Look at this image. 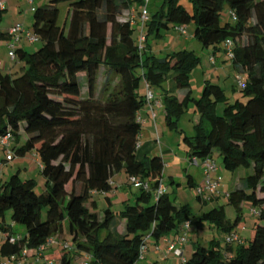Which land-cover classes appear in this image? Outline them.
I'll return each instance as SVG.
<instances>
[{"label": "trees", "instance_id": "16d2710c", "mask_svg": "<svg viewBox=\"0 0 264 264\" xmlns=\"http://www.w3.org/2000/svg\"><path fill=\"white\" fill-rule=\"evenodd\" d=\"M189 1L192 11L180 0H165L162 9L149 16L143 49L134 40L138 20L132 25L125 14L135 3L145 7V0H51L34 9L32 33L42 47L35 53L15 49L16 60L22 64L19 74L0 69V136L10 135V147H3L14 154L12 159L31 152L38 156L45 190L38 192L37 181H22L18 172L0 187V233L6 235L0 242L2 257L9 260L24 250L36 251L63 233L68 223L71 243L76 252L90 255L88 264H144L146 257L139 261L144 237L160 240L179 232L188 221L193 224L188 206L176 205L168 192L163 158H137L142 134L138 117L148 105L141 90L146 87L147 92L149 85L153 92L163 91L165 121L171 130H178V121L191 103L201 115L194 136L184 139L192 166L194 158L202 164L217 153L227 171H254L226 195L237 212L234 223L227 220L223 206L204 212L197 220L209 221L230 235L244 224L243 205L250 204L257 211V221L248 242L227 243L225 248L219 241L199 245L182 264H264V0ZM62 4L67 7L63 24ZM225 8L232 22L222 24ZM6 10L0 9L1 36ZM191 24L194 38L215 55L222 52L227 58L225 44L233 42V58L227 59L244 85L237 83L235 88L243 96L234 104L221 86L209 81L200 99L192 96L191 71L201 62L194 51L163 57L152 52L150 39L162 40L172 28ZM102 67L118 78L112 88V77H107L105 101L95 96ZM170 74L177 89L187 91L182 99L165 89ZM82 81L88 86L87 98L82 97ZM220 104L226 106L221 116ZM9 154L5 162L10 161ZM121 171L128 178L148 182L150 189H138L135 202L118 213L126 228L123 235H117L111 232L117 214L107 207L101 219L91 208L96 196L113 190L112 179ZM160 184L167 191L156 196ZM199 199L210 202L213 198ZM9 210L13 223L25 228L24 235H15L6 225ZM101 229L109 232L104 240L99 237ZM67 259L63 258L64 264Z\"/></svg>", "mask_w": 264, "mask_h": 264}, {"label": "crops", "instance_id": "0c3cea01", "mask_svg": "<svg viewBox=\"0 0 264 264\" xmlns=\"http://www.w3.org/2000/svg\"><path fill=\"white\" fill-rule=\"evenodd\" d=\"M47 1H51V0H16V1H14V0H0V3H4L6 5V7L8 5L9 11H12V14L9 15L7 20L4 21L5 16H3L2 23H1V31H2L4 36L0 35V69L3 72L8 73V74H16V73H19L21 71V68H22V64L18 60L12 61L10 58V51H11L10 44L13 43V40H14L9 34L10 30L14 26L21 24V25H23L25 32L32 33L33 29L28 27V23L30 25V22H28L29 21L28 20V14H30V11L33 12L34 9H36L37 7H41L39 5H42V4L46 3ZM21 9L23 10V12L24 11L26 12V10L29 11V13H27V16H26V13H24V15L22 14V16H21V14H20V12L22 11ZM128 12H132L136 16L137 20H138L140 14L142 13L140 11V9L138 10V8L135 6L133 8H131V10ZM139 12H141V13L139 14ZM3 22H4V24H3ZM138 23H139V20H138ZM191 25H193V24H191ZM189 28H190V25L186 26V32H187L186 36H189V39H184L181 42L179 40H177V41H175V44H176L175 46L178 45L180 47H187L190 44V45H194V47H195L194 49H198V45H196V43H194V41L192 42V40H191V38L195 39L194 38L195 28L192 31V34L191 33L189 34ZM168 34H169V32L166 33V35L163 39H166V36H168ZM178 34H179V32H178ZM20 37H21L20 40L15 44V49H17V50L23 49V50L30 53L31 47H33V45L36 43H34V44L30 43L25 34H22ZM152 47H153V44H152ZM165 49H168V48H165ZM207 50H210L211 58H212V56L215 55L213 50L212 49H207ZM192 51H194V50H192ZM152 52L155 55H157L158 57H163L164 50H161L158 52L154 48H152ZM219 54L220 55L222 54V56H223L222 58H225L224 53L218 52L215 55L216 59H217ZM211 58H210V62H211ZM215 65L218 66L219 64H217V62H216ZM211 66H212V63H211ZM223 70H224V66L219 65L214 72L216 74H214V73L212 75H210L208 73L204 74V76L206 78L205 83L207 81L213 83V80H217L214 83L220 81L222 78L221 72ZM170 81H173L174 84L171 85V83L169 82V78H168L167 83L165 84V89L167 90V93L169 95H178L179 98L182 99L183 96L186 95L187 91L177 89V86L174 82V74L171 76ZM204 86H205V84H204ZM162 92L163 91H161L160 89H158L154 92L156 102L153 103L152 108H153L154 113L156 114L155 118H153V116H152V111H151L150 105H145V107L140 112L139 117H141V119L143 120V124H142V134H141V138H140L141 147L137 153V158L139 161H144L147 157H151L153 155L161 156L163 158L165 166L167 167L164 171V182H165V184L167 186L174 185L175 187H182L188 191L189 190L192 191L194 189L196 192V188L198 186L202 185L204 182L203 166L201 164H200V166H192L190 164V158L188 157L187 152H181V153L177 152L174 149V145L167 144L166 141L164 143L162 142V139L164 140L165 137L166 138L169 137L167 135V127H166V121H165L166 114H165L164 106H163L164 96H163ZM141 93L145 96L146 87L142 88ZM192 94H193V91H192ZM218 108H219V106H218ZM217 112H218V109H217ZM195 121H196L195 124L198 125L201 120L197 119ZM186 137H192V136H188V134H187ZM173 138H171V140ZM176 140L178 141V138ZM179 145H177V147ZM178 149H180V148H178ZM21 158L22 159L20 161L22 163H24L25 156L21 157ZM215 164H216L217 170L211 174V177L213 180L220 179V181H221V179L224 177V172L221 171V168L218 166L217 163H215ZM171 168H176L179 172H182V173L170 174L169 182H167V179H166V172L167 171L166 170H168V169L171 170ZM24 169L27 170V167H25ZM19 170L21 171L22 168H19ZM171 173H174V172H171ZM171 179H173V181H171ZM242 179L240 180V182H238V180H236V183L240 184ZM128 180H129V178L125 174L124 171H121L120 173L116 174L112 179V183L114 186L113 190L110 193H108V195L96 196L95 199L93 200V201H95L94 207H93V209L91 208L92 212L98 213L99 217L101 219H103V214L99 213V203L97 200H98V198H101V197H104L106 199V201L108 203V207L113 212L117 211V212H115L117 214V216H116L114 225L112 226V229H111V232H114L117 235H123L125 233V228H126L124 222L119 218L118 213L124 208V206L126 204H133L137 198V195H138V189L132 187L129 184ZM220 185H221V183L219 184L218 189L219 188L223 189V186H220ZM169 190L170 189H168V192H169ZM179 193H180V190L176 189L174 192V196L172 195L171 198L173 200L179 198L180 197ZM229 193L230 192H227V194H229ZM221 195L222 194H220V192H217L214 196L211 197L213 199H212V201H210V203H214V204L220 203L221 198H222ZM106 196H108L109 199L106 198ZM188 198H190V193H189ZM197 198L199 199V197H197ZM199 200L201 201L203 206H207V204H210V203H208L209 201L204 202V200H201V199H199ZM91 203L92 202H90L88 204V207H91V205H92ZM175 203H176V201H175ZM176 205H178V204H176ZM182 206H187V205H182ZM5 223H6V221H5ZM197 223H198V230H194L191 228L190 235L188 236L189 243L184 247L185 259H189L193 255V253L195 252V250L197 249V247L199 245H207V243H209V242H206L204 244V242H203L201 244V238L199 237V232H201L202 230H206V229L212 230V228L214 226L209 221H203V222H197ZM192 226H193V224H192ZM240 227H244V224L241 225ZM66 229H69V227L66 228L64 225L63 233L54 236V238H56L58 241H67L66 240ZM69 232H70V230H69ZM179 235H180V231L179 232H172L171 234H169L168 236H166L160 240L154 239V241L151 242L152 244L149 246V250H148V253L146 254V260H145L144 264H178L179 263L178 258L175 257L173 254L167 255L165 250L168 247L169 243L172 242L173 240H175ZM248 237H249L248 238V240H249L250 235ZM248 240H242V238H241L242 243H246V242H248ZM149 241H150V239H149ZM64 257L68 258L67 262H66L67 264H83L85 262L90 261V255H88L84 252L79 253L76 251L75 252L71 251L68 253V251H64L62 249V247H60L58 245H53L51 247H48L47 250L44 252V255L42 256V261L44 263H47V264H64V260H63ZM6 260H7L6 257H2L0 255V264L5 263ZM27 262H29V264H38L36 261V258L34 256L29 257L27 259ZM11 264H13V263H11Z\"/></svg>", "mask_w": 264, "mask_h": 264}, {"label": "rangeland", "instance_id": "374dc122", "mask_svg": "<svg viewBox=\"0 0 264 264\" xmlns=\"http://www.w3.org/2000/svg\"><path fill=\"white\" fill-rule=\"evenodd\" d=\"M16 1V0H14ZM50 1H47L46 3L39 5V6H43L47 3H49ZM165 3V0H150L148 5H147V14L149 16H152L153 14H156L157 12H159L163 5ZM180 3L189 11H192V3L189 0H180ZM65 4L61 5V24H63L65 22V17H66V11H67V7H65ZM135 7L138 8V10L140 9V11L143 13L144 12V6L140 7L138 6V3H135L134 5ZM6 10L3 14V16H5L4 21L8 19L9 15L12 14V11H9V6L7 5ZM22 10V9H21ZM140 12V13H141ZM228 9L225 8V10L223 11L222 15H221V23L225 24L227 22H232L231 18L229 17L228 14ZM24 13H29L28 10H26V12L23 10L20 12L21 16L22 14L24 15ZM33 12L30 11V14H28V22H30V25L28 23V27H30L31 29H33ZM126 14H125V18H126ZM4 24V22H3ZM138 27V23L136 25ZM136 28V27H135ZM176 29H173L169 31L168 36H166V39L163 40H151L150 39V43H153V48L156 51H161L164 50L163 56H165L166 54L169 53H173V52H178L180 50H194V52L200 57L201 62L199 65H197L192 71H191V90L193 91L192 96L196 99H200L203 91H204V84H205V76L204 74L208 73L210 75H212L216 68L219 65L224 66V70L221 72L222 73V78L220 81L214 83L217 80H213L214 84H219V86H221L223 88V90H225V94L229 99V102L231 104H234L236 102L237 99H240L243 94L238 90L237 87V77H238V73L235 71L234 66L232 64V62L230 60H228L227 58H222V54L218 55L216 62L217 64H219L218 66L215 64H212L211 66V62H210V58H211V52L210 50L204 49L202 47V45L196 41L195 39L191 38L192 42L194 41V43H196V45H198V49H194V45H188L187 47H180V46H175V41L179 40L180 42L183 41L184 39H189V36H182L180 33L178 34V31H175ZM194 30V26L190 25L189 28V34H192V31ZM140 37V30L136 31L134 33V40L136 42H138ZM29 41V40H28ZM152 41V42H151ZM245 39L242 40V42H244ZM191 42V43H192ZM42 47V43L38 42L36 44L33 45V47H31L30 49V53H35L37 52L40 48ZM200 47V48H199ZM168 48V49H165ZM225 57V56H224ZM223 60V61H222ZM224 62V63H223ZM215 69V70H214ZM19 74V73H18ZM216 74V73H214ZM173 74H170L169 76V82L171 83V85H173V81H170V78ZM209 75V76H210ZM112 77V88L115 87V85L118 82V78L111 74L108 71V69H106L105 67H102L99 73V79H98V84H97V91H96V99H100L102 101H105L108 96L109 93L106 92L104 90V86H105V82L107 80V77ZM208 76V75H207ZM242 78L244 81H246V76L244 74H241ZM80 79H83V76L80 75ZM82 85H83V90H82V97L83 98H87L88 97V86L86 84V82L84 83V81H82ZM111 88V90H112ZM235 88V89H234ZM160 93V92H159ZM226 108L225 105L220 104L219 108H218V115L221 116L224 112V109ZM201 120V115L199 113L196 112V108L195 105L193 103H191L189 105V109L187 110V112H185V114H183L180 118V120L178 121V130L174 129L171 130L167 125V135L170 137H165L164 140L162 139V142L164 143L165 141L167 142V144H171L174 145V149L177 152H187V150L189 149L187 143L184 141L185 137L187 136H194V127H195V120ZM190 134V135H189ZM174 137V138H173ZM23 138L26 139V136L23 135ZM171 138H173L171 140ZM178 138V141L176 140ZM180 144V145H179ZM177 145H179L177 147ZM180 148V149H178ZM9 153L8 150H4L3 146H0V187L5 183L8 182L14 173L19 174L20 179L22 181H26V180H30V179H34L36 180L38 183V192L42 193L45 190V179L44 177L40 174L41 172V164H40V160L38 158V156L34 153L31 152L29 153L27 156H25V160L24 163H22L20 160L22 159L21 157H15L12 161L9 162H5V160L7 159V154ZM213 161L214 163H217L218 166L221 168V171L224 172V177L221 179L220 186H223V189H218V192H220V194H222V198L220 203L214 204V203H210L207 204V206H203L201 201L197 198V194L195 192V190L193 189L191 190H185L182 187H175L174 185L172 186H168L169 190V194L174 196V192L176 189L180 190V197L175 199L176 204L178 205H187L189 212H190V217L193 220V226L192 229L194 230H198V223L197 220L198 218L201 216V214H203L206 211H209L213 208H215L216 206L220 207L223 206L224 207V211H225V215L228 221H230L231 223H234V221L237 218V212L235 210L234 207H232L231 205L228 204V199L226 197L227 192H233L235 190H237L239 188V184L236 183V180H238V182H240V180L242 178H246L248 176H251L254 174L253 169L250 170H246V169H239L235 172H230L227 171L224 166H223V160L221 157H219V155L217 153H215L214 157H213ZM25 167H27V170L24 169ZM19 168H22V170L20 171ZM167 167L165 166V169ZM166 179L167 182H169V176L170 174H175V173H182L179 172L176 168H171V170H166ZM174 172V173H171ZM190 193V198H188L189 193ZM98 203H99V213L103 214L104 210L108 207V203L106 201V199L104 197L98 198ZM117 212V211H115ZM47 217V209H44L43 211V221L46 220ZM3 219H0V221H2ZM5 221H6V225L11 226L13 232L15 233V235H24L26 230L22 225L19 224H14L12 221V211L9 210L6 212L5 214ZM242 221L244 223V227H238L237 229H235V233H237L242 240H248V236L251 233V230L254 226V224L257 221V216L255 214L252 213V207L250 204H244L243 205V210H242ZM65 227L68 228V223L65 224ZM108 230L107 229H101L99 232V237L101 240H104L107 235H108ZM190 235V233H189ZM227 236H229L226 232H224L223 230L217 228V227H213L212 230L210 229H206V230H202L201 232H199V237L201 238V244L204 242V244L206 242L207 245H209L211 242L213 241H219L221 243V247L225 248L227 246L226 243V238ZM66 240L67 242H72V236L70 235L69 229H66ZM154 239L150 238V241L148 242V245L150 246L153 242ZM72 244L73 249H75V246ZM237 244H234V246H236ZM167 250V248H166ZM165 250V251H166ZM168 255V254H167ZM165 256V255H164ZM179 263L178 264H182V260L181 258H178ZM5 262H8V260H6ZM159 262V261H158Z\"/></svg>", "mask_w": 264, "mask_h": 264}, {"label": "built area", "instance_id": "2783aa9c", "mask_svg": "<svg viewBox=\"0 0 264 264\" xmlns=\"http://www.w3.org/2000/svg\"><path fill=\"white\" fill-rule=\"evenodd\" d=\"M149 1L150 0H145L146 6L144 7V12L138 18L139 23H138L137 28L140 30V37H139L140 49H143L145 45V41H146V23L149 19V15L147 14L146 7ZM0 9L1 10L6 9V5L4 3H0ZM126 16L127 17L125 19L127 21H130L132 25L136 24L137 19H136V16L132 12L126 13ZM232 16L234 17L233 13H232ZM176 30L179 31V33H181L182 35L187 34L186 27L184 26L177 27ZM9 34L14 39L13 43L10 44V48H11L10 58L12 61H16L15 44L20 40L21 38L20 36L22 34H25L29 42L32 44L39 42V37L33 33L25 32L23 25L21 24L14 26L10 30ZM232 49H233V42L231 40H228L225 44V53L228 59L233 58ZM237 80H238L239 86L243 87L244 85L242 83V79L240 76L237 77ZM146 102L148 103V105H150L152 116L153 118H155L156 114L153 111L152 103L156 102V98H155L154 92L150 89L149 85H147ZM138 122L143 124V120L141 119V117H138ZM10 143H11L10 135L0 136V146L9 148ZM9 153L10 154L8 156V159L11 161L13 160L12 157H14V154H12V152L10 151ZM192 164L195 166H199L201 163L198 162L197 159L194 158L192 160ZM201 165L203 166V169H204V182L202 185L196 188V194L197 196L205 200H209L212 195L218 192V186L220 184V179L213 180L211 177V174L217 170L216 164L214 163L213 159H207ZM129 184L136 189H143L145 191H148L150 189V185L148 182L142 181L140 178L135 177V176H132L129 178ZM166 191H167L166 186H164L163 184H160V186L158 187L156 191V196H161L164 193H166ZM252 213L256 215L257 211L255 209H252ZM191 228H192V225H191V222L189 221L182 225V227L180 228V235L175 240L170 242L167 247L166 253L168 255L173 254L177 258H181L182 262H185L184 247L189 243L188 236L191 231ZM3 238H6V235H3L0 233V242L3 240ZM19 238H20L19 236L13 237L12 242H14L15 240H18ZM150 238H151L150 235H147L146 237H144L143 244L141 245V248H140L139 261H143L146 257V254L148 253V250H149L148 242ZM226 243L242 244V241L237 233H232L229 236H227ZM53 245H58L62 247L64 251H69V252L75 251V249H73L72 244L70 242L58 241L56 238L52 237V238H49L47 242L44 245H42L39 249H37L36 251L24 250L21 255L12 256L9 258L8 261L10 264L11 263L24 264L29 257L34 256L36 258L37 263L47 264L42 261V256L44 255V252L47 250V248ZM3 264H8V262H5ZM83 264H88V262H85Z\"/></svg>", "mask_w": 264, "mask_h": 264}]
</instances>
